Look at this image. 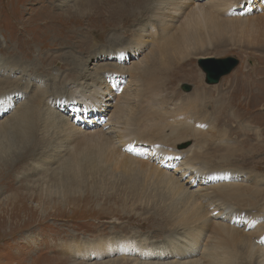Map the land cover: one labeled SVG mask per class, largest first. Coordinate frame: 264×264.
Returning <instances> with one entry per match:
<instances>
[{"label":"rangeland","instance_id":"obj_1","mask_svg":"<svg viewBox=\"0 0 264 264\" xmlns=\"http://www.w3.org/2000/svg\"><path fill=\"white\" fill-rule=\"evenodd\" d=\"M50 1L0 0V64L6 62L11 81L21 78L0 99V264H264V258L251 249L264 247V235L256 241L264 229V217L258 215L264 210V49L249 50L238 44L249 39L239 29L208 34L191 48L202 49L206 59L233 58L238 62L235 69L216 85L207 86L198 67L201 58L175 60L168 73L161 74L162 81L156 82L169 81L167 75L182 66L170 75L172 84L150 89L148 80L161 69L156 41L162 37L154 14L143 5L148 0H91V15L69 30L63 25V32L41 25L45 20L37 12L49 7L64 22L66 13L78 9L80 0H56L54 6ZM142 7L146 10L141 12ZM244 7L248 13H242ZM233 10L240 17L230 20L261 18L264 24V0H236L229 13ZM150 29L156 30V39ZM141 31L148 33L138 38ZM86 76L95 78L94 85L106 86L104 100L90 95L91 86L84 101L77 95L72 104L66 102L70 96L56 98L51 93L73 81L89 83L81 79ZM132 77L138 79V89L134 90ZM24 85L28 93L21 90ZM122 88H130L131 93L120 99L122 113L116 114L105 100L111 94L119 97ZM199 91L206 94L196 95ZM228 95L244 106L234 107L224 118L217 111L220 104L229 102ZM197 98L203 113L194 101ZM17 109L18 118L8 117ZM111 113L113 123L119 122V132L132 131L127 138L139 140L138 156L131 158L119 142L111 152L102 149L95 137L86 138L103 130ZM58 122L71 124L77 135L63 138V152L53 158L57 146L50 153L55 144L46 143L51 138H47L50 125ZM153 144L167 145L176 154L194 144L197 157L191 164L201 174L196 183L179 190L162 178V171L170 168L165 160L160 165L149 162ZM120 154L136 160L138 167L125 164ZM190 156H178L174 165ZM141 166L152 174L141 171ZM173 177L177 180L180 175ZM76 180L81 182L75 185ZM236 185L239 195L232 188ZM59 188L63 189L60 193ZM217 205L234 210L235 219L223 222L225 230H217L220 221L210 213ZM196 234L199 238L194 239Z\"/></svg>","mask_w":264,"mask_h":264},{"label":"bare ground","instance_id":"obj_2","mask_svg":"<svg viewBox=\"0 0 264 264\" xmlns=\"http://www.w3.org/2000/svg\"><path fill=\"white\" fill-rule=\"evenodd\" d=\"M18 1V0H17ZM42 2L45 0H26V2ZM56 0H51L50 1V5L54 6V2ZM135 3H141L143 2V0H134ZM236 0H148L146 3L144 1L143 5L146 4V6L148 8V11L153 13V20L155 22H157L158 27L160 28V36L162 37L160 41H156V48H158V54H159V66H160V71L159 73H157L155 76L151 77L148 82H149V87L150 89L155 88L156 86L159 87V85L162 87L164 85V83H166L167 85H171L172 84V80H170V75L174 74V71L180 70V68H175L173 73H171L170 75H167L169 77H167V79H169V81L167 80L166 82H162L159 85L156 84L157 81H160L161 78V74H167L168 72H166L168 69H171V64L173 65L174 61H184V60H188L189 58H193L194 56H198L201 59H206V57L208 56L207 54H205V52L201 51L202 49L199 50H193L191 48V46L195 45V44H201L202 43V39L206 38L208 34H211L212 36L215 35H219L221 32H225V31H235L237 29L240 30L241 33H244V35L247 36V38L249 39H245L243 40L242 43H238V44H243L246 48H260V46L264 49V24L262 25L260 23V21L262 20L261 18L259 19H253V20H230L232 18H238L240 17V15L237 13L236 10H233L229 13V10L231 9V7L235 4ZM91 0H80L78 3V9L74 8L73 12H67L65 15L66 21L64 19V22L62 20V17L59 16H54L52 15L48 9L49 7H45L43 11H38L37 13H41L40 14V18L41 20H45L43 22V24L41 25H51L54 26L56 29H58L59 31L63 32V25L66 29L69 30V28L72 25L75 24H79L81 22V18L86 17L91 15L90 9H89V4L91 3ZM253 2V1H252ZM48 3V2H47ZM53 3V4H52ZM141 6V5H140ZM145 6V7H146ZM244 11L242 13H248L249 10L247 8H243ZM86 12H85V11ZM146 9H144V7L141 8V12L144 11ZM139 11V10H138ZM147 11V12H148ZM112 12V11H111ZM146 13V12H145ZM229 18H223L224 16H228ZM95 17L97 19L99 18V15H95ZM152 17V16H151ZM150 17V18H151ZM11 18V17H10ZM86 19V18H85ZM264 19V18H263ZM88 22H91V19H87ZM13 21V20H12ZM154 26V25H152ZM17 27V26H16ZM78 27V26H77ZM116 27V26H115ZM75 28V27H74ZM23 29V28H22ZM54 31H56L54 28H51ZM120 29V28H118ZM19 30V29H18ZM155 29H150L149 32L152 34V36L155 38ZM91 33V32H90ZM148 33V32H147ZM146 32L141 31V33H139L137 36H139L138 38H142V35L147 34ZM201 33L205 34V35H200ZM57 35H59L57 33ZM112 36V35H111ZM136 36V35H135ZM107 37V36H106ZM117 37V36H116ZM263 37V38H261ZM111 38V37H110ZM122 38V37H121ZM137 38V39H138ZM7 39V38H6ZM38 39V38H37ZM113 39V37H112ZM111 39V40H112ZM115 39V38H114ZM113 39V40H114ZM145 39V38H144ZM156 39V38H155ZM211 38H207L208 41H210ZM108 40H110L108 38ZM140 40V39H139ZM107 41V40H106ZM136 41V40H135ZM147 41V40H146ZM105 42V41H104ZM108 42V41H107ZM138 42V41H137ZM152 42V41H151ZM113 43V42H112ZM136 43V42H135ZM117 45V44H116ZM181 47H183V51H180ZM243 48V47H242ZM6 49V48H5ZM41 49V48H40ZM245 49V48H244ZM205 50V49H203ZM156 51V50H155ZM155 54V53H154ZM177 57H175V56ZM174 56V57H173ZM157 58V59H158ZM156 59V58H154ZM5 61V60H4ZM10 62V61H9ZM154 63V62H153ZM14 64V63H12ZM23 62H19L18 65H22ZM25 64V63H24ZM15 65V64H14ZM13 65V66H14ZM6 66V62L3 64H0V99H2L3 97H7L6 94H8V91L12 90L13 88H16L18 86V83L20 84V79H15L14 82L11 81V73L9 74V70ZM10 66V65H9ZM33 66V65H32ZM120 66V65H119ZM158 66V67H159ZM12 67V66H11ZM19 66H16V68ZM113 67V66H112ZM123 67V66H122ZM177 67V66H176ZM10 68V67H9ZM132 68V67H131ZM150 68V67H149ZM148 68V69H149ZM124 69V68H123ZM139 69V68H138ZM141 69V68H140ZM158 69V68H157ZM200 69V68H199ZM40 70V69H39ZM98 70V69H97ZM117 70V69H116ZM127 70V68H126ZM201 70V69H200ZM252 70V69H251ZM100 71V70H99ZM123 71V70H122ZM130 71V69H129ZM158 71V70H157ZM24 72L26 73L27 70ZM96 72V71H95ZM142 72V71H141ZM147 72V71H146ZM151 72V71H150ZM29 73V72H28ZM83 73V72H82ZM127 73V72H126ZM125 73V74H126ZM131 74V71L129 72ZM128 73V75H129ZM203 73V72H202ZM31 75L32 71L30 72ZM135 74V73H132ZM204 74V73H203ZM108 75V74H107ZM138 75V74H137ZM142 75V74H141ZM140 75V76H141ZM145 75V74H144ZM144 75L141 77L143 78ZM135 76V75H134ZM140 78V79H141ZM159 78V79H158ZM81 79H85V81H89L88 82H77L75 83V81L69 83V87L65 88L63 87L61 89L60 92H51L53 95L56 96V98H60L63 95H68L70 97H67L66 102H71L75 103V101L73 100L75 98V96L79 95L78 97H80L83 101L85 100V95H87L90 91L89 87H93V89H91L90 95L92 97H94L95 95H97L99 97V99L102 101L105 99V94L107 93L106 90V86L99 84L98 85H94V81L95 78L93 79L90 78V76H86L85 77H81ZM80 79V80H81ZM128 79V78H127ZM130 80V79H129ZM146 80V79H145ZM165 80V79H164ZM206 80V75L204 74V83ZM16 81V82H15ZM162 81V80H161ZM127 82V81H126ZM132 84L134 86V90L135 88H137L136 83L138 82V79H134L132 77ZM54 83V82H53ZM129 83L131 84V82L129 81ZM104 84V83H103ZM128 84V83H127ZM207 85V84H206ZM255 85V84H253ZM16 86V87H15ZM208 86V85H207ZM23 87V89H21L22 91L24 90V92L28 93V87L27 86H21V88ZM57 87V86H56ZM249 87H250V93L253 92V89H251L252 87V83H249ZM102 88L105 89V91H102ZM133 89V87H131ZM64 89V91H63ZM88 89V90H85ZM131 89V90H132ZM138 89V88H137ZM16 90V92L19 93V91L21 90ZM32 91V90H31ZM54 91V89H53ZM129 91L130 88L124 89L122 88L120 90V94L119 97H113L114 94L109 95V98L107 100H105V104L110 107L113 108L114 111L117 110L116 114H121L122 112V106L120 104V99L124 100L125 97L129 96ZM152 91V90H151ZM137 92V91H136ZM140 92V91H139ZM147 92V91H146ZM44 92L42 91V94ZM109 93V92H108ZM131 93V91H130ZM143 93V92H142ZM159 93V92H157ZM51 94V95H52ZM145 94V93H144ZM206 93L203 91H199L196 93V95H205ZM37 94H35L36 96ZM39 95V94H38ZM37 95V96H38ZM134 95V94H133ZM139 94H137L138 96ZM142 95V94H141ZM235 92L231 91L230 96H234ZM228 95V100L229 102H224V104H220L218 107V114L221 117L226 118L227 116H230L231 112L234 109V107L236 108H241L244 105H239V104H235L234 101H236L234 99V97H230ZM28 97V96H27ZM32 97V96H31ZM34 97V96H33ZM96 97V96H95ZM30 98V97H29ZM230 98H232V102H230ZM62 99V98H61ZM223 99H227L225 97V94L223 96ZM33 100V99H32ZM37 100V99H36ZM195 103L200 107L201 101L199 98L194 100ZM22 102V101H21ZM125 102V101H124ZM149 102V101H148ZM152 103L156 104L155 106H157V102H155L154 100L151 101ZM41 103V102H40ZM48 103V102H47ZM147 103V102H146ZM18 104V103H16ZM23 104V103H22ZM34 104V103H33ZM25 105V104H24ZM148 105V104H147ZM29 106V103H28ZM36 106V104H35ZM154 106V107H155ZM15 107V106H14ZM48 107V106H47ZM125 107V106H124ZM127 107V106H126ZM21 108V107H20ZM19 108V109H20ZM35 108V107H34ZM38 108V107H37ZM150 109V107H148ZM158 108V106H157ZM156 108V109H157ZM201 108V107H200ZM29 109V108H28ZM33 109V108H32ZM202 109V108H201ZM27 110V109H26ZM22 111V110H21ZM29 111V110H28ZM48 111V109H47ZM33 112V111H32ZM42 113V111H40ZM39 112V113H40ZM44 112V111H43ZM51 113V112H50ZM202 113H203V109H202ZM25 114V113H24ZM49 114V113H48ZM54 114V113H53ZM59 114V113H58ZM57 115V114H56ZM11 116H15V118L17 116H20L18 113V109L16 111H13L8 117ZM29 116V115H28ZM34 116V115H32ZM59 116V115H58ZM55 117V116H54ZM60 117V116H59ZM62 117V116H61ZM108 117V116H107ZM18 118V117H17ZM34 118V117H33ZM53 118V117H52ZM109 118L105 124L102 125V129L100 132H98L97 135H87L86 138H92L95 137V139H98L100 141V147L103 149V147L109 149L111 152L115 151V145H117V143L119 142V147L122 148V150H126L130 153L131 158L136 157L140 154V149L137 146L140 142L139 140H129L127 138V136H131L132 131L130 133H128V130L125 133H121L119 132V122L115 121L113 123V114L111 113L109 115ZM24 119V118H23ZM35 119V118H34ZM44 119V118H43ZM6 120V119H5ZM37 120V119H36ZM63 120V119H62ZM65 120V119H64ZM4 121V120H3ZM47 121V120H46ZM52 121V120H51ZM58 121V120H57ZM36 121H34L35 123ZM195 122V121H194ZM1 123V122H0ZM22 123V120L18 121V126H20ZM33 123V124H34ZM43 123V122H42ZM46 123V122H45ZM44 123V124H45ZM181 123V122H180ZM197 123V122H196ZM8 124V123H7ZM135 124V121H134ZM133 124V125H134ZM4 125V124H3ZM27 125V124H26ZM36 125V124H35ZM34 125V126H35ZM47 125V123H46ZM182 125V124H181ZM187 125V124H186ZM198 125V124H197ZM51 127V131H50V135L47 138H50V140L46 143L49 144L50 142H52V144H55L51 150L50 153H52V150L54 147L57 148V152L54 154V157H58L61 156L60 154L63 152V141L65 138L68 137V134L74 135L76 134L77 130L73 129L71 127V124H69L68 122L65 124H61L60 122L58 123H53ZM178 126V125H177ZM184 126V125H183ZM31 127V126H29ZM54 127V128H53ZM175 127V126H174ZM192 127V126H191ZM194 127V126H193ZM21 128V127H20ZM32 128V127H31ZM40 128V127H39ZM177 128V127H176ZM16 129V128H15ZM98 129V128H97ZM135 129V128H134ZM172 129V128H171ZM180 129V128H179ZM197 129V126H196ZM23 130V129H22ZM31 130V129H28ZM95 130V129H94ZM181 130V129H180ZM187 130V129H186ZM32 131V130H31ZM38 131V130H37ZM137 131V130H135ZM134 131V132H135ZM9 132V131H8ZM27 132V131H26ZM36 132V131H34ZM82 132V131H81ZM90 132V131H88ZM186 132V131H185ZM47 133V132H46ZM118 133V136H117ZM179 133V132H178ZM177 133V134H178ZM27 134V133H26ZM80 134V133H79ZM83 134V135H84ZM91 134H94L91 132ZM107 134L108 138H105L104 136ZM111 134H114L115 136L110 137ZM189 134V133H187ZM196 134V133H195ZM203 134V133H201ZM33 134H31L32 136ZM77 135V134H76ZM75 135V136H76ZM82 135V136H83ZM135 135V134H134ZM138 135V134H137ZM179 135V134H178ZM182 135V134H181ZM191 135V134H190ZM194 135V134H192ZM209 135V134H208ZM39 136V135H38ZM136 136V135H135ZM200 136V133H199ZM197 135V137H199ZM205 136V135H204ZM203 136V137H204ZM43 137V136H42ZM74 137V136H73ZM85 137V135H84ZM202 137V136H200ZM202 137V138H203ZM64 138V139H63ZM135 138V137H134ZM176 138H180L179 136ZM184 138V137H183ZM205 138V137H204ZM181 139V138H180ZM178 139V140H180ZM69 140V137H68ZM185 140V139H184ZM203 140V139H202ZM209 141V140H207ZM42 142V141H41ZM40 144V143H38ZM148 144V143H147ZM133 147H132V146ZM137 146V147H136ZM152 146H154V148H151L148 150V159L149 162H154V163H159L162 164L163 160H165L167 167L170 168L169 170H165L162 171L163 173H161V169L159 170L161 173V177L171 180L177 189L182 190L184 189L183 187H186V185H188V187L193 186L196 183L195 178L199 175H201L198 171V169L193 168L192 164L193 162H196V157H197V153H193L194 151L192 150V148L194 147L191 146L188 150L185 151H178V153L176 154V152L173 151H168L167 148L168 146H156L155 144H153ZM41 147V146H40ZM196 147V146H195ZM39 148V147H38ZM55 148V150H56ZM130 148V149H129ZM126 153V152H125ZM193 153V154H192ZM203 153V152H202ZM28 154V153H27ZM192 154V155H191ZM201 154V153H200ZM191 155V156H190ZM199 155V154H198ZM202 155V154H201ZM199 155V156H201ZM120 157H123V161L125 164L130 163V165H135V167H138L137 164H139L136 160L124 157L123 155H119ZM177 156V157H175ZM178 156H190L189 160L187 159V161H183L181 160L180 165H178L177 167L174 165L175 161H177V158H181ZM203 158V156H201ZM205 157V156H204ZM52 158V161H53ZM170 158V159H168ZM65 159V158H64ZM58 160V159H57ZM121 160V161H122ZM64 161V160H63ZM65 163H67L65 161ZM71 163V162H70ZM144 163V162H143ZM61 164V163H60ZM179 164V162H178ZM60 166V165H59ZM160 166L155 167L153 170V174L157 173V169H159ZM171 169L173 170L172 174H169V171H171ZM62 172L60 173V176L63 175V167H61L60 169ZM141 171H148L151 172L150 170H148L147 168H145L144 166L140 167ZM57 172V171H56ZM59 172V171H58ZM55 173V172H54ZM178 173V174H177ZM57 174V173H56ZM152 174V172H151ZM143 175V174H142ZM149 175V174H148ZM173 175H180L179 178L174 179ZM52 176V175H51ZM55 177V176H54ZM188 177V178H187ZM187 178V179H186ZM227 178H231L230 176H226L225 179ZM186 179V180H185ZM81 181H73V183H76L75 185H77L78 183H80ZM189 183V184H188ZM82 184V183H81ZM168 184V183H167ZM80 185V184H79ZM240 186L236 185L235 187H232L234 189V191L237 193V191L239 192V188ZM170 188V187H169ZM225 187H221V189H223ZM172 189V188H171ZM197 189V188H196ZM212 189V188H210ZM229 189V187H228ZM59 193L61 191H63L62 188H59ZM173 190V189H172ZM185 190V189H184ZM199 190V189H198ZM188 191V190H187ZM220 191V190H219ZM228 191V190H227ZM231 191V190H230ZM241 191V190H240ZM183 192V191H182ZM201 192V191H200ZM203 192V191H202ZM206 192V191H205ZM234 192V193H235ZM186 193V192H185ZM224 193L227 197H232V194H230V192H222ZM241 193V192H240ZM187 194V193H186ZM196 194V193H194ZM239 195V193H237ZM189 195V194H188ZM242 195V194H241ZM61 199L63 197H60ZM49 200V199H48ZM47 200V201H48ZM59 201V200H58ZM221 208H224V211L221 210ZM224 212H226V214L224 215ZM234 210H230L229 206L223 205L221 207H214L210 213H214L211 216L214 219H218V221H220L219 223H216V228L217 230H225L226 225L225 221H231L233 218L235 219V216L233 214ZM209 213V214H210ZM261 214H258L259 217H264V210L260 211ZM256 216V215H255ZM264 219V218H263ZM250 224V223H249ZM259 226V225H258ZM255 227V226H254ZM244 229V228H243ZM216 230V233L219 231ZM258 230V229H257ZM217 233V234H218ZM197 235V234H196ZM264 235V229H260L259 234L256 238V241L259 240V238ZM199 238V236H195L194 239ZM250 242V241H249ZM248 243V242H247ZM108 243H106L107 245ZM176 244V242L174 243ZM195 246V245H194ZM199 246V245H198ZM249 246V245H248ZM251 246V245H250ZM247 247V246H246ZM195 248V247H194ZM245 248V247H244ZM254 253H257V257L264 258V247L262 248L261 246H255V248H251ZM246 251V249H245ZM252 252V251H250ZM249 252V253H250ZM182 253V252H181ZM193 253V252H192ZM229 261V259H228ZM232 264V263H231Z\"/></svg>","mask_w":264,"mask_h":264},{"label":"water","instance_id":"obj_3","mask_svg":"<svg viewBox=\"0 0 264 264\" xmlns=\"http://www.w3.org/2000/svg\"><path fill=\"white\" fill-rule=\"evenodd\" d=\"M237 65V60L230 57L225 59L208 58L198 60V67L206 75L205 82L207 85H216L223 76L229 74ZM184 87L183 90L188 91V88Z\"/></svg>","mask_w":264,"mask_h":264}]
</instances>
